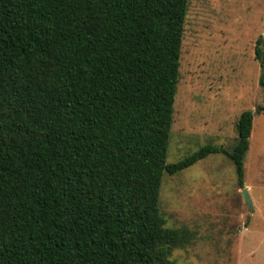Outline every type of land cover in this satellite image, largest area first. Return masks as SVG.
Returning <instances> with one entry per match:
<instances>
[{
    "label": "trees",
    "instance_id": "obj_1",
    "mask_svg": "<svg viewBox=\"0 0 264 264\" xmlns=\"http://www.w3.org/2000/svg\"><path fill=\"white\" fill-rule=\"evenodd\" d=\"M189 2L0 0V264H175L164 174L223 152L243 186L249 110L167 163Z\"/></svg>",
    "mask_w": 264,
    "mask_h": 264
},
{
    "label": "rangeland",
    "instance_id": "obj_2",
    "mask_svg": "<svg viewBox=\"0 0 264 264\" xmlns=\"http://www.w3.org/2000/svg\"><path fill=\"white\" fill-rule=\"evenodd\" d=\"M264 0H190L181 77L167 163L202 146L232 150L237 122L254 115L243 186L234 162L211 154L176 175L164 174L160 208L166 226L187 229L190 243L175 247V264H264ZM247 187L252 200L244 199Z\"/></svg>",
    "mask_w": 264,
    "mask_h": 264
},
{
    "label": "water",
    "instance_id": "obj_3",
    "mask_svg": "<svg viewBox=\"0 0 264 264\" xmlns=\"http://www.w3.org/2000/svg\"><path fill=\"white\" fill-rule=\"evenodd\" d=\"M242 192H243V196H244L245 201L247 202V204L250 207H252V200H251L250 195L248 193L247 187H244L243 190H242Z\"/></svg>",
    "mask_w": 264,
    "mask_h": 264
}]
</instances>
